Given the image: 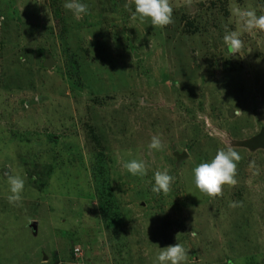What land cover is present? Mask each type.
<instances>
[{
  "label": "rangeland",
  "instance_id": "1",
  "mask_svg": "<svg viewBox=\"0 0 264 264\" xmlns=\"http://www.w3.org/2000/svg\"><path fill=\"white\" fill-rule=\"evenodd\" d=\"M84 2L76 19L64 0H0V264H153L176 240L187 264H264V150L242 145L264 129V31L233 15L264 0H169L164 27L134 19L133 0ZM229 147L237 183L200 192L192 169ZM164 168L175 180L157 195Z\"/></svg>",
  "mask_w": 264,
  "mask_h": 264
},
{
  "label": "clouds",
  "instance_id": "2",
  "mask_svg": "<svg viewBox=\"0 0 264 264\" xmlns=\"http://www.w3.org/2000/svg\"><path fill=\"white\" fill-rule=\"evenodd\" d=\"M133 2L135 5L134 19H138L140 22L148 19L153 27H164L172 23L173 8L169 0H133ZM63 7L70 11L76 19H80L89 13L88 4L84 0H64ZM233 15L238 17L243 31H264V15L258 16L255 9L234 8ZM240 35V31L226 28L223 41L230 55L239 54L242 49L243 41ZM163 146L159 135H153L148 144L150 151H160ZM240 159V154L231 147L227 150H218L212 159L202 161L192 169L195 186L200 192L208 196L221 195L224 185L237 183V166ZM123 168L130 175L140 178L145 177L148 172L145 161L139 159L126 161ZM4 176L8 185V203L13 206H21L25 178L19 174H12L10 171L5 172ZM174 180L175 177L169 173L167 168L157 170L153 174L151 191L157 195L167 194ZM188 256L189 249H186L182 243L176 240L174 244L160 247L153 264H187Z\"/></svg>",
  "mask_w": 264,
  "mask_h": 264
},
{
  "label": "water",
  "instance_id": "3",
  "mask_svg": "<svg viewBox=\"0 0 264 264\" xmlns=\"http://www.w3.org/2000/svg\"><path fill=\"white\" fill-rule=\"evenodd\" d=\"M49 54H46V64L48 67H51L55 62L48 56ZM242 145L248 146L252 150L257 149H263L264 150V129L261 131L260 134H258L256 137H254L252 140L243 142ZM179 160H182L186 158V154L178 155ZM36 224H33V227H35Z\"/></svg>",
  "mask_w": 264,
  "mask_h": 264
},
{
  "label": "trees",
  "instance_id": "4",
  "mask_svg": "<svg viewBox=\"0 0 264 264\" xmlns=\"http://www.w3.org/2000/svg\"><path fill=\"white\" fill-rule=\"evenodd\" d=\"M50 137H53V136L50 134ZM56 262H57V260H56Z\"/></svg>",
  "mask_w": 264,
  "mask_h": 264
}]
</instances>
